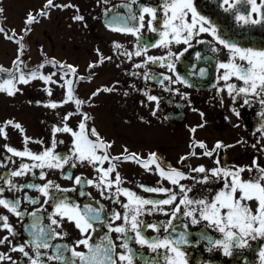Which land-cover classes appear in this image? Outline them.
Instances as JSON below:
<instances>
[{
	"label": "flooded vegetation",
	"instance_id": "af4514ba",
	"mask_svg": "<svg viewBox=\"0 0 264 264\" xmlns=\"http://www.w3.org/2000/svg\"><path fill=\"white\" fill-rule=\"evenodd\" d=\"M123 2L124 0H53L56 6L45 8V11L49 13V17L46 19L39 15V9L45 6V0L39 1L36 6L28 5V0H0V9H2L0 11V26L8 33L9 39L5 37L4 32H0V37L3 36L1 39L15 47V55L9 60V63L0 60V66H3L4 69L13 68V61L19 56L22 64L18 66L25 73L39 70L44 74H54L52 80L48 82L39 76L29 81L38 83V98L31 96L29 102L26 95L21 99V103L16 104L15 99L8 100V97H12L13 94H8L6 91L4 93L8 97L1 94L12 106L17 105L19 108L27 106L36 110L40 114L36 118L40 127L31 128L25 118L16 116L0 118V125H3L4 121L12 119L19 122L24 129V132L21 133L13 125H7V138L0 134V161H3L0 163V187L5 188V191L0 195L11 200L19 198L21 209L28 213H31L34 208L38 209L45 224L49 222L47 214L51 211L52 199H49V203L45 204L44 209H39V205L44 203V197L27 185L44 183L48 179L68 188L74 184V177L81 175L82 183L70 188L64 195L81 205L102 206L103 213L109 221L111 216L108 214L113 210L123 212L120 203L126 199L123 194L120 195L119 200H114L108 195L107 189H105V195H101V190L95 185L83 183V180L86 179L98 180L97 170L86 161L77 162L73 167L65 164L63 169L46 168L47 176L44 179L38 175L39 168L31 170L25 175H10L11 171L19 166L22 159L27 160L28 158H21L7 152L4 145L8 144L23 149L25 135L32 138L27 142V147L32 151H42L45 147L50 146L53 135L56 139L54 151L58 153L69 151L72 147L71 135L63 130L53 134L52 128L54 126L62 128L65 122L73 128L78 127L81 116L76 110L74 102L77 97L85 101L81 107L89 114L88 126H94L106 141L111 142L108 149L110 155L118 156L120 153H125V149H127L125 153L127 155H138V159L118 158L113 161L116 167L111 178L115 179V172L118 171L121 176V186L149 199L160 198L165 194L146 191L140 188V184L152 187L167 186L176 192L180 191L178 185L171 184L154 171V164L145 169L139 162L141 159H147L149 153L152 152L156 154L158 163L165 169L171 165L190 173L188 177L181 180V183L190 188L188 195L192 198L212 196L223 186L222 177H216L210 172L191 171L199 164H204L205 168L215 167V158L219 156L220 164L225 167L251 165L254 160L256 163L264 165V131H262L264 115H261L264 106L259 103L260 97H252L247 104L244 103L243 94H239L237 99L233 100L227 89L222 87L227 82L222 79L224 69L218 68L217 63L229 58L228 49L215 41L209 33H200L189 42L191 47L183 42H172L171 52L180 53L179 56L174 55L172 58L176 66L175 71L170 70L166 64L162 65L152 61L139 67H133L138 61L146 59L144 55L133 54L131 59L124 55L125 51L135 52L137 37L110 29L106 21L112 16V9L126 13L127 10L122 6ZM144 2L153 5L159 4V0H144ZM193 3L197 11L209 16L218 25V31L222 37L244 47H264V23L247 25L238 23L232 12L225 11L220 7V0H193ZM115 4H119V6L113 8ZM61 5L67 6L61 7ZM135 7L136 5H134V10ZM6 9L26 10L21 18L20 26L9 24ZM106 9L109 10L107 13ZM241 9L248 10L249 6L241 5ZM29 12H33L38 17L37 23H31L38 26L36 60L29 57V48H31L28 41L29 32L34 30L32 26H29L30 24L25 23V17ZM77 15L82 16L83 19H74L73 17ZM158 17H162V12H158ZM25 29L28 30L24 31ZM13 30L16 39L12 38ZM141 34V46L149 40L158 38V33L150 31L146 26L141 29ZM200 37H205L206 40L202 41ZM114 41L119 42L123 47L117 50L114 47ZM21 43L23 44L22 50L20 49ZM212 44H215L218 51H212ZM168 50L167 46L147 49L148 54L155 56H162ZM196 52H200L202 58H198L195 55ZM101 53L110 58L89 67L93 61L99 60ZM52 58L57 61L55 67L51 63H45V61H51ZM60 62L76 67L75 74L67 72L65 68L67 76L74 80V99L52 107L47 103L48 101L63 100L66 94L60 72ZM40 65L43 67L41 68ZM201 68L204 69L203 75L200 74ZM145 73L150 78L146 79ZM6 75L7 73L0 71V79ZM165 75L171 76L172 80L165 79ZM177 75L188 80L189 83L173 82ZM230 80L237 85L242 83L236 77H231ZM28 83H17L18 90L14 94H26ZM104 86L110 90H105ZM49 88L51 93L48 91ZM97 88L101 90L92 96L91 94ZM174 88H178L179 91L173 92ZM218 88L221 90L218 91ZM2 91L0 90V93ZM146 92L158 96V104L156 101L148 100ZM184 93L187 95L185 96ZM233 95L236 93L234 92ZM9 103L4 104L5 109L10 107ZM233 108L237 109L239 115L233 111ZM1 109L2 103L0 102ZM153 110H155V114H153ZM68 112H72V115L65 121L64 117ZM192 128H195L194 133ZM93 138L95 139V137ZM193 138L205 141L207 148L214 150L213 155H192L193 151L196 153L204 151L199 146L194 149L190 146ZM216 141H222L220 148L215 147ZM185 153H189V155L181 161L180 157ZM108 163L109 161H105V166ZM255 171L256 169L253 168V173ZM62 172L70 173L72 178L62 175ZM202 175H208L209 180L198 179ZM251 175L252 173H249L247 168L241 173L242 178H249ZM7 179H11L13 185H23V187L10 188L6 183ZM50 191L55 193L56 189L52 188ZM82 192L85 194L82 195ZM26 195L34 198L37 203L26 200L24 198ZM248 203L254 205L253 201ZM0 215H7L15 229L14 235L9 234L5 229H0V238L7 237L5 243H0V252L11 256L15 264H27V257H24L20 251L11 249L14 243H25L29 239L26 225L30 223L31 217L29 215L17 217L3 206H0ZM167 218L166 214L160 212L144 213L140 217L146 223L165 222ZM121 222L122 220L115 221V223ZM187 222L188 228L184 229L178 214V219L173 222V227L177 231L173 233L170 230V234L176 235L179 231L189 233L188 238L193 243L182 245L188 264H261L259 251L264 248V238L250 239L247 246L234 247L232 254L228 255L223 252L222 248L210 246L206 238H201L202 232L215 238H222V234L218 230L207 226L203 221L197 225H191L190 220ZM98 224L100 226L93 233L92 242H102L103 238L108 235L116 245L115 251H124L125 249L121 247L123 241L119 239L121 234L115 231L109 232L103 222H98ZM57 230L66 234L63 237L55 238L54 243L74 245L75 241L81 237L74 221L68 220L67 217L63 218L62 226ZM143 231L149 238L164 235L163 228L159 232L150 228H143ZM128 242L135 253L132 264H151L154 260L156 264H167L164 259L166 251L164 248L151 249L147 245H140L133 238L131 232L128 234ZM76 247L80 251H87L82 244ZM26 250L31 251V246L26 244ZM42 251L49 250L42 249ZM0 264H10V262L4 259L0 261ZM49 264H57V262L52 260L49 261ZM117 264H119L118 258Z\"/></svg>",
	"mask_w": 264,
	"mask_h": 264
},
{
	"label": "snow or ice",
	"instance_id": "6c2138e0",
	"mask_svg": "<svg viewBox=\"0 0 264 264\" xmlns=\"http://www.w3.org/2000/svg\"><path fill=\"white\" fill-rule=\"evenodd\" d=\"M134 5H136L134 10ZM241 5H248V10H242ZM53 0H45V6L39 9V15L46 16L48 12L45 8L54 7ZM67 5H61L65 7ZM122 6L127 10L126 13L113 12V15L108 19L107 26L110 29L117 30L123 33H129L137 37L135 52L125 51L124 55L131 59L132 55H144L145 60H140L133 67L147 64L148 61L154 63L166 64V66L175 71V64L173 63V56H179L180 53L171 52L172 42H183L188 47H191L190 41L200 33H209L215 41L224 45L229 51V58L227 60H220L217 63L218 68L224 69L222 79L227 82L222 87L227 89V92L232 96L233 100L237 99L239 94H243L244 103L247 104L252 97H260L259 103L264 106V47H244L238 43L232 42L229 39L222 37L218 31V25L213 22L209 16L197 11L193 0H159L158 5H153L144 0H124ZM116 6L114 5L113 8ZM220 7L225 11L232 12L235 20L242 24H260L264 23V0H220ZM2 11V9H0ZM109 10L106 9L107 13ZM158 12H162V17H158ZM189 13L191 14L189 16ZM255 14V15H253ZM37 15L29 12L25 17V23L31 24L37 19ZM74 19H83L82 16H74ZM155 21V23H154ZM147 27L150 31L158 33V38L149 40L143 46L140 44L141 29ZM25 29L24 31H27ZM0 32H4L5 36L8 33L3 27H0ZM13 39H16L13 30ZM200 40L205 41V37H200ZM199 42V41H198ZM114 47L119 50L123 46L119 42H113ZM167 46L169 50L162 56H155L148 54L149 47ZM20 49H23V44H20ZM212 51H218L215 44H212ZM99 52V49H97ZM198 58H202L200 52H196ZM110 57L104 56L102 53L98 61H93L89 64L92 67L94 64L102 62L104 59ZM54 67L57 64L55 58L51 61ZM22 64L20 57L17 56L13 61L14 67L11 69H4L0 66V71L7 73V75L0 79V90L6 91L8 94H14L17 91V83H28L33 78L39 76L45 82L51 81L54 74H44L39 70H32L25 73L18 66ZM61 76L63 77V84L66 88L65 98L63 100H50L47 103L52 107L57 104H62L66 101L74 99L73 84L74 80L67 76V72L75 74L76 67L67 64L64 65L60 62ZM42 68L43 65H40ZM204 69H200V74L203 75ZM18 74V75H17ZM231 77H236L242 83L237 85L231 81ZM145 78L148 79L147 73ZM155 78V77H152ZM219 78V77H218ZM91 79V77H89ZM165 79L172 80L171 76L165 75ZM182 81L188 84L189 81L177 75L173 82ZM59 83V81H57ZM105 90L107 89L106 86ZM101 89L97 88L91 95L95 96ZM218 91L221 89L218 88ZM51 93V89H48ZM173 92H178V88L172 89ZM236 95H233V93ZM148 100L156 101L158 104L159 98L150 92L145 93ZM186 96L187 93H184ZM76 110L80 113L81 119L78 122V127L73 128L67 122L60 126L52 128L53 134L61 130L69 133L72 137L71 145L67 153H58L54 151L56 147L55 135H53L51 145L45 147L42 151H32L27 147V142L32 139L27 135L24 136L25 147L18 149L17 147L5 144L4 147L7 152L19 156L21 158H28L21 160L18 167H15L10 175H25L29 171L39 168L38 173L41 179L47 176L46 168L63 169L65 164L73 167L77 162H87L97 170V179H86L83 183L87 185H95L101 190V195H105L107 189L108 195L114 200H119L121 194L126 197L125 200L120 201L123 207V212L120 210H113L108 215L111 220H107L103 213V208L96 207L91 204L81 205L79 202L71 200L68 196L64 195L70 188L82 183V176L76 175L74 177V184L68 188L63 187L59 183L48 179L44 183L28 184L27 187L33 188L42 194L44 203L39 205V209H44L45 204L49 203L52 199L51 211L48 212V223L45 224L41 212L34 208L31 213L22 210L20 207L19 198L15 200L6 199L0 195V206L8 209L17 217L29 215L31 221L26 225L29 233V239L25 243H14L11 250L20 251L24 257H27V264H49V261H56L57 264H132L135 253L128 242V234L131 232L133 238L140 245H147L151 249L164 248V259L167 264H188L186 259V252L182 245L193 243L188 238L189 233L186 231H179L173 227V222L179 218L182 220L183 228H188L190 220L191 225L206 222L207 226L218 230L222 234V238H215L208 235L206 232L201 233V238H206L210 246L222 248L225 254L231 255L234 247L247 246L250 239L257 237L264 238V165L258 164L253 161V164L246 166L225 167L220 164L219 156L215 158V167L205 168L204 164H199L192 168L193 172H210L216 177L223 178V186L214 193L212 196H205L201 198L189 197L188 192L190 188L181 180L188 177L190 173L185 172L177 167L169 166L165 169L161 166L154 152L149 153L147 159H141L145 169L154 164V171L158 172L159 176L166 178L171 184L178 185L180 191L176 192L167 186H149L147 184H140V188L158 194H165L160 198L149 199L142 194H139L127 187L121 186V176L117 171L115 172V179L111 178V174L115 169V161L118 158L124 160L138 159L137 154L127 155L120 153L118 156L109 154L108 149L111 142L106 141L94 126L89 127L87 124L89 114L82 109L85 101L78 97L74 99ZM233 111L239 115L236 108ZM155 114V110H153ZM72 115V112L65 114L64 120L67 121ZM203 115V113H201ZM261 115H264L262 110ZM13 125L19 129L21 133L24 132L23 127L12 119L4 121L0 125V134L7 138L6 126ZM264 131V128H262ZM195 132V128H192ZM95 137V139L93 138ZM193 149L199 146L204 149L203 152H192V155H213V149H208L205 141L193 138L191 145ZM222 141H216L215 147L220 148ZM189 153H185L180 157L183 161ZM105 161H109L105 166ZM3 163V161H0ZM247 168L252 175L249 178H242L241 173ZM253 168L256 169L253 173ZM34 175L36 173H33ZM62 175L71 177L68 172H62ZM198 179L208 181V175H202ZM6 183L10 188H22L23 185H13L11 179H7ZM115 185V187H113ZM56 189L53 193L50 189ZM5 188L0 187V193H3ZM115 193V195H112ZM84 195L85 193H81ZM91 195L90 193H87ZM26 200L32 203L37 201L30 197L25 196ZM253 201V204L248 203ZM171 206V207H165ZM160 212L167 215L165 222H152L146 223L140 217L144 213ZM67 217L68 220L74 221L75 226L79 229L81 237L75 241L74 245L67 243L55 242L57 237H63L66 233L58 231L57 229L62 226L63 218ZM117 220H122L121 223H115ZM98 222L106 224L109 232L115 231L120 233L119 239L123 241L121 247L124 251L116 252V245L111 237L106 235L102 242L93 243L92 235L100 225ZM143 228H150L159 232L161 228L164 230V235H157L156 237H147ZM0 229H5L9 234H15L13 225L9 222L7 215H0ZM91 230V231H90ZM7 237L0 238V243H5ZM9 243H11L9 241ZM26 244L31 246V251L26 250ZM84 245L87 251H80L77 245ZM42 249L49 251H42ZM47 257V259H44ZM259 258L261 264H264V248L259 251ZM7 259L10 264H15L13 258L6 253L0 252V261ZM151 264H156L152 261Z\"/></svg>",
	"mask_w": 264,
	"mask_h": 264
},
{
	"label": "rangeland",
	"instance_id": "374dc122",
	"mask_svg": "<svg viewBox=\"0 0 264 264\" xmlns=\"http://www.w3.org/2000/svg\"><path fill=\"white\" fill-rule=\"evenodd\" d=\"M41 0H28V5L30 6H36L38 2ZM26 10L22 9H6L7 16H8V22L10 25H15V26H20L21 25V18L23 14L25 13ZM5 12V13H6ZM4 14V13H3ZM48 21V20H47ZM29 26H32L34 30L32 32H29V45L31 48H29V57L30 59L34 58L35 60L37 59V32H38V26L35 24H30ZM3 37V36H1ZM0 37V60L3 61L4 63H9V60L15 55V47L13 45L7 44L6 41L1 39ZM28 88L26 89V94H13L12 97H8L7 94L2 91L0 93V102L2 103V109L0 110V118H5V117H12L16 116L19 118H25L27 120V123L31 126L33 129H37L40 127L39 121L36 119L40 114L34 110L33 108L30 107H17L10 105L8 100L15 99L14 102L16 104L19 102L21 103V99L26 95L28 98V102L30 101L31 96L33 98H38V83L37 82H29L26 85ZM6 95L9 99L5 100L2 96ZM47 97V95H46ZM10 107L8 109H5L4 104H8Z\"/></svg>",
	"mask_w": 264,
	"mask_h": 264
},
{
	"label": "water",
	"instance_id": "95a60500",
	"mask_svg": "<svg viewBox=\"0 0 264 264\" xmlns=\"http://www.w3.org/2000/svg\"><path fill=\"white\" fill-rule=\"evenodd\" d=\"M115 6H116V7H118V5H115ZM116 7H115V8H116ZM112 11H113V12H116V11H117V9H113Z\"/></svg>",
	"mask_w": 264,
	"mask_h": 264
}]
</instances>
